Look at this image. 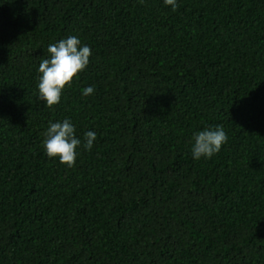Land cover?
I'll return each instance as SVG.
<instances>
[{
  "label": "trees",
  "instance_id": "obj_1",
  "mask_svg": "<svg viewBox=\"0 0 264 264\" xmlns=\"http://www.w3.org/2000/svg\"><path fill=\"white\" fill-rule=\"evenodd\" d=\"M177 4L0 0V264H264V0ZM71 35L90 63L48 107L39 64ZM64 119L73 167L43 147Z\"/></svg>",
  "mask_w": 264,
  "mask_h": 264
},
{
  "label": "clouds",
  "instance_id": "obj_2",
  "mask_svg": "<svg viewBox=\"0 0 264 264\" xmlns=\"http://www.w3.org/2000/svg\"><path fill=\"white\" fill-rule=\"evenodd\" d=\"M143 3V0H141ZM165 4L178 7L177 0H165ZM48 57L42 58L38 71L42 74L39 78L38 89L41 100L48 107L60 103L62 93L90 63L91 48L81 45L80 39L71 35L58 43L48 46ZM94 93L93 87L83 90L84 96ZM43 147L50 159H58L67 167H73L77 159V149L82 145L81 139L76 135V129L69 119L60 122H50L44 133ZM97 136L93 131H88L83 137V147L91 151ZM192 155L194 159L202 157L211 158L219 153L222 146L227 143L228 137L222 125L212 129L199 131L194 135Z\"/></svg>",
  "mask_w": 264,
  "mask_h": 264
}]
</instances>
